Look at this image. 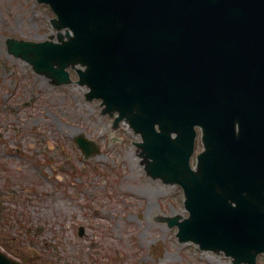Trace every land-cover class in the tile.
Masks as SVG:
<instances>
[{"label":"water","instance_id":"water-1","mask_svg":"<svg viewBox=\"0 0 264 264\" xmlns=\"http://www.w3.org/2000/svg\"><path fill=\"white\" fill-rule=\"evenodd\" d=\"M38 1L56 13L58 41L9 38V52L57 85L70 83L68 67L75 68L87 98H102L104 113L119 112L115 126L125 118L142 134L148 174L185 190L190 216L168 218L180 241L258 264L264 0ZM197 126L205 150L193 168ZM76 140L86 156L100 152L84 135ZM0 264L22 263L0 252Z\"/></svg>","mask_w":264,"mask_h":264},{"label":"rangeland","instance_id":"rangeland-1","mask_svg":"<svg viewBox=\"0 0 264 264\" xmlns=\"http://www.w3.org/2000/svg\"><path fill=\"white\" fill-rule=\"evenodd\" d=\"M53 16L38 0H0V250L32 264H231L179 241L162 218L189 215L182 187L146 174L140 134L114 128L74 69L72 83L53 85L8 51L10 37L54 36ZM79 134L101 153L86 158Z\"/></svg>","mask_w":264,"mask_h":264},{"label":"bare ground","instance_id":"bare-ground-1","mask_svg":"<svg viewBox=\"0 0 264 264\" xmlns=\"http://www.w3.org/2000/svg\"><path fill=\"white\" fill-rule=\"evenodd\" d=\"M77 131L80 132V129H78Z\"/></svg>","mask_w":264,"mask_h":264}]
</instances>
